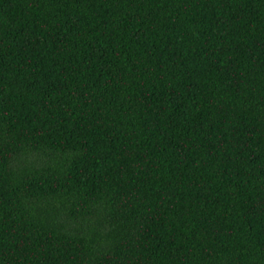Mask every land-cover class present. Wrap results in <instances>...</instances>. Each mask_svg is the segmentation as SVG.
<instances>
[{
	"label": "trees",
	"instance_id": "1",
	"mask_svg": "<svg viewBox=\"0 0 264 264\" xmlns=\"http://www.w3.org/2000/svg\"><path fill=\"white\" fill-rule=\"evenodd\" d=\"M0 264H264V0H0Z\"/></svg>",
	"mask_w": 264,
	"mask_h": 264
}]
</instances>
